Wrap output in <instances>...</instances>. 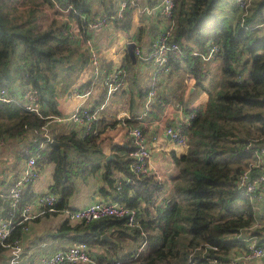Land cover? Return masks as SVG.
Segmentation results:
<instances>
[{
  "label": "trees",
  "instance_id": "16d2710c",
  "mask_svg": "<svg viewBox=\"0 0 264 264\" xmlns=\"http://www.w3.org/2000/svg\"><path fill=\"white\" fill-rule=\"evenodd\" d=\"M59 1L64 5L72 3L73 8L67 15L75 18L85 31L98 10L112 14L117 2ZM128 1L125 12L112 18L114 26L126 30L133 23L136 8ZM218 1L174 0L172 7L173 38L180 47L171 51L168 75L172 74L173 78L174 74L180 75L183 67L190 72L194 85L208 89L202 102L188 105L182 89L178 90L179 86H176L180 76L174 78L173 85H169V79L160 80V98L175 96L187 108L197 109L185 127L189 135L186 146L183 150L175 147L169 150V156L177 165L171 175L173 189L158 202L166 184L155 175L134 173L129 166L131 147L125 146V152L104 158L102 175L105 184L102 189L115 199L138 206L139 224L125 223L124 216L102 214L74 222L63 218L55 232H67L73 239L86 240L90 253L101 261L119 258L122 264H229L237 248L245 242L241 232L256 233L258 241L264 242V218L262 222L257 219L256 202L236 182L238 173L248 164L252 146L264 145V29L256 25L263 20L258 18L264 12V0H252L244 20L236 0H233L239 13L236 20L216 12ZM54 3V0H33L26 12L27 8L21 9L15 0H0V85L17 93L19 86L30 83L39 93L38 99L44 110L56 113L59 90L76 85L85 90L94 86L99 78L92 77L86 68V46L79 47L81 42L63 33L67 18L59 13L61 10ZM140 17L139 33L144 29L153 32L165 24L162 16L152 11L140 13ZM212 41L218 43L215 53L222 58V63L216 83L205 86L204 80L212 73L202 52L208 51ZM123 53L122 63L127 67L125 76L130 78L131 96L136 91L141 97L151 86L150 77L141 82L136 63L131 62L126 48ZM106 64L111 66L112 60H106ZM83 69L89 76L80 80ZM121 88L122 92L126 91L125 87ZM99 91L90 104L92 108L106 95L104 87ZM162 107V101L156 99L149 115H158ZM46 120V116L28 109L21 102L0 99V136L7 138V143L0 146V156L7 152L10 155L12 148L16 161L21 159L24 155L20 153L21 146L25 143L32 147L38 145L43 134L34 139L35 128L41 127ZM125 120L131 124L137 121L129 117ZM104 121V115L96 116L90 131L83 136L74 128L53 134L54 138L71 140L68 144L61 146L48 140L40 147L39 164L46 160L54 163L48 189L59 193L55 201L58 208L67 205L69 195L77 188L78 178H85L100 166L104 148L100 143L99 125ZM15 162L8 166L15 167ZM6 165L2 159L1 188L12 182L4 174ZM117 170L123 173L120 185L115 182ZM19 172L18 168L12 171L14 176ZM127 175L131 176L130 180L125 179ZM20 188L21 200L16 206L10 205L9 197L0 195V215L11 214L13 218L12 230L5 240L21 235L23 221H18L21 217L19 206L32 199L36 192L31 181H26ZM38 217L27 220L31 222ZM256 220L260 223L253 225ZM111 228L115 239L100 236L102 231ZM142 228L145 233L141 232ZM126 237L133 241L129 246L122 244ZM143 238L147 245L135 255ZM100 246H105L106 251L99 249ZM7 249L8 246L0 242V263ZM243 264L248 262L243 261Z\"/></svg>",
  "mask_w": 264,
  "mask_h": 264
},
{
  "label": "built area",
  "instance_id": "2783aa9c",
  "mask_svg": "<svg viewBox=\"0 0 264 264\" xmlns=\"http://www.w3.org/2000/svg\"><path fill=\"white\" fill-rule=\"evenodd\" d=\"M131 5L135 4L136 8L133 10V23L129 29L130 33L126 29L114 26L113 17L122 15L126 6L130 3L128 0H117L115 3V11L112 14H107L103 10H98L93 18L87 23L86 31L81 27L79 22L72 16H68V12L73 8L72 3L67 5L62 4L59 0H54V5L61 11V15L67 18V23L63 26V33L70 35L72 39H76L86 46V53L88 54L86 68L90 72V75L94 78H99L102 88H105L106 95L104 99L95 108H92L89 104L78 103L69 114L63 115L58 112L45 111L41 100L38 99L37 90L30 84H22L19 86L17 93H11L5 85H0V99L3 100H16L19 103L25 105L28 109L40 113L47 117V120L41 124V127L35 128L37 133L34 139L39 138V134H43L40 138L38 145L32 147L30 144L25 143L21 146L20 153L23 155V160L20 165V172L17 176L10 178L12 181L7 187H0V195L9 197V203L11 206H16L20 198V187L26 181L34 180L40 171V164L38 157L41 155L40 147L52 140L53 136L51 130H49V121L58 120L62 118H71L76 122V129L83 136L90 131L93 125L94 119L99 114V108L110 99L116 89H119L126 85L128 73L127 67L122 63V59H117L111 66H107V54L115 51L112 47L116 45L122 37H125V43L134 40L133 50L137 55V61L143 59L148 61L151 65L150 74V88L144 96L143 105L144 108L140 113H130L129 110L123 109L121 117L137 119L134 123H126L125 136L129 141L131 159L129 166L131 170L138 175L157 176L163 179L164 184L173 185L172 177L176 171L177 165L174 160L169 161L168 166L156 165L151 160V149L149 141L147 140V130L143 126H151V138L159 139L162 137V143L164 138L168 137L167 141L174 142L177 145L185 147L188 141V131L185 127L190 123L191 118L197 113L195 107L187 108L181 100L176 97L160 98L158 87L160 86V80L168 81L171 64L170 54L172 50H179V43L173 38L172 26L174 19L172 18V7L174 0H158L154 3L148 0H130ZM236 3L241 12L242 20L249 13L250 4L252 0H236ZM76 10V9H75ZM159 13L166 21V24L160 27L150 39L148 47L145 49L142 47L143 34L138 33V28H135V24L141 19L140 13ZM138 18V21H137ZM264 28L263 20L256 23ZM138 26V23H137ZM105 28L112 29L114 34L113 39H109L110 42L104 44L95 40L94 30ZM119 31V33L117 32ZM123 31H127L126 34H122ZM126 46L122 47V52ZM218 43L212 41L207 52H202V56L205 59L207 66L211 69V61L215 59L216 49ZM220 74V71L217 73ZM90 86L85 90H80L78 85L72 86L68 91L71 96H87L96 87ZM162 101L163 109L158 115H149L152 103L155 100ZM126 122V120H124ZM7 143V138L3 135L0 136V146ZM168 142L164 143L166 147ZM251 157L248 160V164L238 173L236 182L242 188V190L248 194V196L255 202L264 199V145L257 144L251 148ZM126 180H130L131 176L127 175ZM119 180L118 185H120ZM161 196V195H160ZM159 196V198H160ZM59 198V193L54 190H44L41 193L35 192L32 199L25 200L20 208L21 217L19 222L23 221V227L21 235L13 240H5V237L12 230V216L0 215V242L8 246L5 253V257L0 264H69L73 262H87L89 264H122L120 259L110 260L111 262L101 261L95 255H92L89 251V243L86 240H73L70 244L61 246L59 248L48 250L44 246L50 240L42 239L36 242L34 245L25 249L23 244V235L25 232L30 231L33 226L30 225L28 218L40 216L45 212L63 211L68 220L74 219H92L102 214H113L124 216V222L129 225L139 224L138 222V206H131L126 204L124 200L119 198L115 199L111 195H104L93 199L92 201L81 204L77 207L65 205L60 208L55 205V201ZM162 195V200H163ZM161 200V201H162ZM158 201V202H161ZM26 220V221H25ZM260 223L256 220L253 225ZM142 233H145V229L142 228ZM242 233V234H241ZM240 235L244 238L245 242L241 247H238L235 253L232 255V259L229 264H243V261H247L258 254L264 252V242H259L257 234L250 232H241ZM147 245V241L143 238L135 251V255L141 251ZM34 253L35 260L29 263V255Z\"/></svg>",
  "mask_w": 264,
  "mask_h": 264
},
{
  "label": "crops",
  "instance_id": "0c3cea01",
  "mask_svg": "<svg viewBox=\"0 0 264 264\" xmlns=\"http://www.w3.org/2000/svg\"><path fill=\"white\" fill-rule=\"evenodd\" d=\"M227 6H230V1H229V4H227ZM263 11H264V9H263ZM153 13H156V12H153ZM137 21H138V18H137ZM164 22L166 24L165 20H164ZM137 23L135 24V28L137 26ZM160 27H162V25L158 26L155 29V31H153V32H151V31L149 32L148 30H145V29L141 33L138 32L139 34H143V36H144V39L141 42L142 47H144L145 49L148 47V44L150 43L151 37L153 36V34H155V32ZM110 33L111 32H110L109 28H105L104 30L96 29L93 32V34L95 35V40L97 42H101L104 44L110 42L109 41V37L111 36ZM123 55H124V53L122 52V50H120L118 52H115V51L109 52L107 54V60H112V64H113V62H115L117 59H119V58L122 59ZM219 58L220 57L217 56L214 60L211 61L212 64L214 62L217 63L214 67L215 69H217V67H219L221 64V62H219ZM137 63H138V61L136 60V65H137ZM84 73L87 74L86 75L87 77L89 76V74L86 71H84ZM211 73H212V70H211ZM86 76H82V73H81L80 80H84L85 78H87ZM149 77H150V74H149L148 78ZM191 80H192V76H191ZM168 83H169V85L174 84V78H173L172 74L169 75ZM180 85H182V83L180 81L176 83V86H179L177 88L178 90H181ZM191 85H193V86L191 87ZM101 87L102 86H101V82H100L99 87H96L94 90H92V92L90 94H88L86 97L80 96V95H76V96L69 95L68 91L71 89V87H70V89L59 90V95H58V109L59 110L56 113H58V112L62 113V112H68V111L72 112V110L74 109V107L78 103L90 105L95 100V98L97 97L98 93L100 92L99 90L101 89ZM123 87H125L126 91L121 92V95L125 94V95L130 96V99L128 100L127 105H124L123 107H121V106L117 105L118 104L117 103L114 107H112V105L107 106V103L109 101L108 100L104 104L103 107L98 109L99 110L98 116H100V115L105 116V121H104L105 123H101V125H99V127L101 128V131H100L101 132L100 133V140L101 141H100V143H101L102 147L104 148V154L100 157L101 164H100V166H98V168L95 172L90 173L85 178H83V177L78 178L77 185H76L77 188L69 195L68 200H67V205L77 207L81 204L88 203L95 198H98V197H101L104 195H108L102 189V186L105 184V181H104L103 175H102V172L104 170L103 160L108 154H112V156H110V157H113L116 152L122 153V152L126 151L125 146H129V141L127 140V138L125 136V132H126L127 128H126V122L124 121L125 119H123L121 117V115L123 114L122 110L127 109L132 114L133 113H135V114L140 113L143 110V109H141V105L143 104L144 96H145V95H143L141 97L134 98V95L131 96L129 94L131 92V90L129 87L128 78H127L126 85ZM194 87H195V85L193 83L190 84L189 85L190 91L193 90ZM122 89L123 88H121L120 90L123 91ZM205 93H206V90L204 92L201 91L198 95H196V97L191 98L189 101L186 98L188 105H190V104L195 105L199 102H202L204 99ZM113 94H112V96H113ZM48 124H49V130H51L52 136L54 133L58 134L61 132L70 131V129H72V128L76 129V122L71 118H65V119L62 118V119H58V120H50ZM144 128L147 130V140L149 141L150 146H152V149H151V160H152V162L155 163L156 165L168 166L169 161L172 159L169 156V151H166V149H165L166 147L164 146L165 142H168V144L170 142V141H167L168 137H165L164 143H162V141H161L162 137H160L159 139H157V138L152 139L151 138V129L153 127L144 126ZM177 146L180 148V150H183V148H184L183 146H180V145H177ZM176 149L179 150L178 148H176ZM10 150H11L10 155H8V152H7V154L4 153L0 156V162H2V159H3V162L5 164H7L4 174L6 175L8 180L14 176L12 171L17 170V168L20 169V165H21V162L23 160V158L21 157V159L16 161L12 148ZM110 157H108V158H110ZM166 161H168L167 164H165ZM13 162H15L16 166L11 168L10 164ZM44 164H45V161L40 163L39 174L37 175V177L34 180L31 181V187H33V189L36 192H41V191L47 190L49 188L48 185H49L50 181L52 180V172H53L54 168L52 166H50L49 167L50 170H47V173H45L46 171H44V169H43ZM8 165H10V166H8ZM53 166H54V163H53ZM116 175L117 176H116L115 182H117V184H118L121 177H123V173L121 170H117ZM0 176H3V173L1 171H0ZM172 189H173V185H167L164 194L167 195ZM161 200H162V195L160 196V198H158V201H161ZM256 206H257V210L255 213V216L257 217V219L260 218L259 220L261 221L264 218V199H260V200L256 201ZM64 216H65V214L61 210L58 212H46V213H42V215H40L38 218H35L31 222H29L30 225L33 226V228L30 231L25 232L23 235V244L25 246V249H28L29 247L34 245L36 242H38L39 240H42V239L50 240L47 243V245L44 246L48 250H53V249L59 248L61 246L70 244V242L75 240L67 232L55 233L56 230L61 225L60 223H61L62 219L64 218ZM74 221H75L74 219L71 220V222H74ZM111 234H113L112 228H111L110 235ZM106 238H109V237H106ZM109 239H115V238L112 236ZM122 242H123L122 244L129 246L132 244L133 241H131L130 238L126 237V238L122 239ZM104 247L105 246H100L99 249H101L102 251H106L104 249ZM28 258H29V260H35L34 253H31ZM259 264H264V262H261Z\"/></svg>",
  "mask_w": 264,
  "mask_h": 264
},
{
  "label": "rangeland",
  "instance_id": "374dc122",
  "mask_svg": "<svg viewBox=\"0 0 264 264\" xmlns=\"http://www.w3.org/2000/svg\"><path fill=\"white\" fill-rule=\"evenodd\" d=\"M229 1H230L231 4H230V6H227V4H229ZM15 2H17V4L21 7V9L27 8V9H25V11L27 12L28 11V7L27 6L31 2H33V0H15ZM20 7H19V9H20ZM215 10L220 15L227 14L228 16H230L231 18H233V20L238 19V14L239 13L237 12V9L235 8V3L233 2V0H219L218 3L216 4ZM263 15H264V12H263V14H261L260 18H258V19H263L264 18ZM136 27L138 28V26H136ZM258 29L259 30H262V28H258ZM127 31H123L122 34H126V32L127 33H130L131 32V29H127ZM110 32H111L110 33L111 36L109 37V39L111 40V39H113L115 33H112L113 32L112 29L110 30ZM117 32L119 33V31H117ZM78 44H79V47L85 48L83 46V44H80V43H78ZM116 45L118 46L117 48H115V46L112 47L115 50V52L120 51L122 47L126 46L125 37H122ZM87 56H88V54H87ZM219 62L222 63V58L221 57L219 58ZM216 64L217 63L214 62L213 64H211V67L212 68L211 69L208 68L210 71L212 70V74L210 75V77H206V79L204 80L203 84L205 86L213 85V83H216L215 80L219 76V74L217 76V73L220 70L219 67H217V69L214 68ZM136 68H137V71L139 73V78H140V81L141 82L144 81V80H146L148 78L149 74H151L150 63L148 61H146V60L139 59L137 65H136ZM76 70H78V69H76ZM83 70L81 72L82 73V76H86L87 74L84 73L85 70L84 71ZM179 73H180V75L174 74V78L177 77V76H180L181 77V78L178 77L177 79H179V81L182 83V85H180L181 86L180 89H182V91L184 93V96H185V99L187 98V100L189 101L191 98L196 97V95H198L201 91L204 92L205 90H206L205 95L207 94V90L208 89H206V88L203 89V88H201V87H199L197 85H195V87L193 88V90L190 91L189 85L192 84L190 72H188L185 68L182 67L181 72H179ZM129 84H130V78H129ZM99 85H100V81L97 80L95 87H99ZM121 92L122 91L120 89L116 90L114 92L113 96L109 99V101L107 103V106L112 105V107H114L117 103H118L117 105H119L121 107H123L124 105H127V102L130 99V96L125 95V94L121 95ZM129 94L130 95L132 94V90H131V92ZM138 97L139 96L136 94V91H134V98H138ZM143 108H144V105H141V109H143ZM69 113H70V111H68V112H62L63 115H66V114H69ZM172 147L178 148L180 150V148L174 142H169V144L166 146L165 149H166V151H169ZM167 163H168V161L165 162V164H167ZM50 166L53 167V161L46 160L45 161V164L43 166L44 171H46L45 173H47V170H50V168H49ZM165 189H166V187H165ZM165 189L162 191L163 198H164V195H166V194H164ZM150 229L152 230V228H150Z\"/></svg>",
  "mask_w": 264,
  "mask_h": 264
},
{
  "label": "water",
  "instance_id": "95a60500",
  "mask_svg": "<svg viewBox=\"0 0 264 264\" xmlns=\"http://www.w3.org/2000/svg\"><path fill=\"white\" fill-rule=\"evenodd\" d=\"M133 46H134V40H132L131 39V41H128L127 42V46H126V49H127V52L129 53V55H130V57H131V62L133 63V64H135L136 63V60H137V55H136V53L134 52V50H133ZM193 85H191V87H192ZM190 87V88H191ZM52 141L54 142V143H56V144H60L61 146H63V145H65V144H68V143H70L71 142V140H69V139H67V138H52ZM110 156H112V154H108L107 155V157H110ZM110 232H111V229H107V230H105V231H102L101 233H100V236L101 237H112L111 235H110ZM261 262H264V252L263 253H261V254H258V255H255V256H253L251 259H250V261H249V263L250 264H259V263H261Z\"/></svg>",
  "mask_w": 264,
  "mask_h": 264
}]
</instances>
